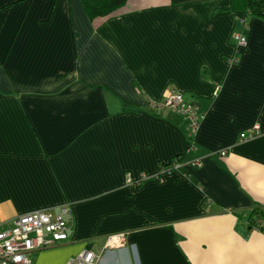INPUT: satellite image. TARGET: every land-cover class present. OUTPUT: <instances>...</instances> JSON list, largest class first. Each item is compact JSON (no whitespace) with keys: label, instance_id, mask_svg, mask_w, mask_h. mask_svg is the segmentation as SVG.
<instances>
[{"label":"crops","instance_id":"0c3cea01","mask_svg":"<svg viewBox=\"0 0 264 264\" xmlns=\"http://www.w3.org/2000/svg\"><path fill=\"white\" fill-rule=\"evenodd\" d=\"M231 6L127 0L92 21L79 0H0V228L69 209L32 264H264V23ZM171 91L205 114L192 150L150 107Z\"/></svg>","mask_w":264,"mask_h":264},{"label":"built area","instance_id":"2783aa9c","mask_svg":"<svg viewBox=\"0 0 264 264\" xmlns=\"http://www.w3.org/2000/svg\"><path fill=\"white\" fill-rule=\"evenodd\" d=\"M239 22L243 24V19ZM233 40L237 47H244L246 39L241 34H234ZM217 92L215 91V94ZM153 110L168 108L180 115L186 122L187 138L190 149H194V138L199 125L205 114L199 110L197 104L184 100L177 91H171L161 102L150 105ZM258 128L254 127L256 134ZM219 155H225L221 151ZM201 165V160L191 162L192 167ZM180 164L177 159L160 168V171L174 172ZM69 214L66 206L59 208L57 214H50L47 211H32L14 218L6 228H0V264H32L31 254L38 250L53 247L68 239V224L65 217ZM253 228L264 233V218L255 221ZM123 235L107 239L105 247L113 248L122 245ZM65 264H99V258L91 251L84 250L77 256L70 258Z\"/></svg>","mask_w":264,"mask_h":264},{"label":"trees","instance_id":"16d2710c","mask_svg":"<svg viewBox=\"0 0 264 264\" xmlns=\"http://www.w3.org/2000/svg\"><path fill=\"white\" fill-rule=\"evenodd\" d=\"M89 20L104 18L121 8L127 0H79ZM197 0H170L171 4H182ZM231 11L244 17L258 19L264 23V0H232ZM152 111H155L152 109ZM256 218L255 220L253 218ZM263 213H251L249 222L263 219Z\"/></svg>","mask_w":264,"mask_h":264}]
</instances>
